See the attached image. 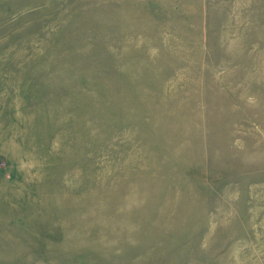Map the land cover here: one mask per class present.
<instances>
[{
  "label": "rangeland",
  "instance_id": "1",
  "mask_svg": "<svg viewBox=\"0 0 264 264\" xmlns=\"http://www.w3.org/2000/svg\"><path fill=\"white\" fill-rule=\"evenodd\" d=\"M0 264H264V0H0Z\"/></svg>",
  "mask_w": 264,
  "mask_h": 264
},
{
  "label": "bare ground",
  "instance_id": "2",
  "mask_svg": "<svg viewBox=\"0 0 264 264\" xmlns=\"http://www.w3.org/2000/svg\"><path fill=\"white\" fill-rule=\"evenodd\" d=\"M33 136L35 137V135H33ZM34 137H33V138H34ZM36 137L40 140V137H38V136H36ZM16 138H17V137H16ZM45 139H47V140H45ZM45 139H44V140H45V141H44L45 143H39L41 147H42V146L45 147V146L48 145L49 139H48V138H45ZM13 141H14V143H15L16 145H19V142H18L17 139H14ZM41 141H42V140H41ZM33 142H34V139H33ZM36 142L38 143V140H37ZM36 142L33 143L31 149H34L35 145H37ZM60 146H61L60 143H59V145H54L55 148H60Z\"/></svg>",
  "mask_w": 264,
  "mask_h": 264
}]
</instances>
